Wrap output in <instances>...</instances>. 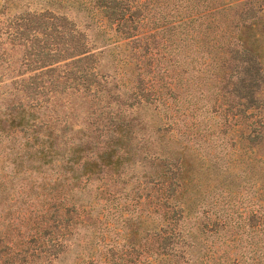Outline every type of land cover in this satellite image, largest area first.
Segmentation results:
<instances>
[{
  "label": "trees",
  "instance_id": "16d2710c",
  "mask_svg": "<svg viewBox=\"0 0 264 264\" xmlns=\"http://www.w3.org/2000/svg\"><path fill=\"white\" fill-rule=\"evenodd\" d=\"M0 264H264V0H0Z\"/></svg>",
  "mask_w": 264,
  "mask_h": 264
}]
</instances>
